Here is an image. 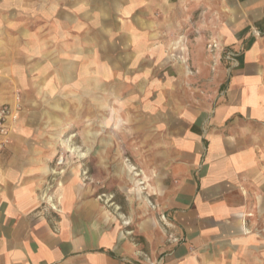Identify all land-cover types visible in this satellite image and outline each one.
Masks as SVG:
<instances>
[{
  "label": "crops",
  "instance_id": "1",
  "mask_svg": "<svg viewBox=\"0 0 264 264\" xmlns=\"http://www.w3.org/2000/svg\"><path fill=\"white\" fill-rule=\"evenodd\" d=\"M191 10L194 77L164 67ZM107 91L161 203L130 197V227L55 162L75 93L104 109ZM3 104L19 110L0 133V264H264V0H0Z\"/></svg>",
  "mask_w": 264,
  "mask_h": 264
},
{
  "label": "rangeland",
  "instance_id": "2",
  "mask_svg": "<svg viewBox=\"0 0 264 264\" xmlns=\"http://www.w3.org/2000/svg\"><path fill=\"white\" fill-rule=\"evenodd\" d=\"M195 11H187L185 13V27L179 29L170 35V39L173 41L177 39L178 32H185L186 50L183 53L181 47L176 45H169L167 49V54L169 60L164 64V67L170 69H181L185 75L189 77H194L198 72L196 65L193 60L189 59L190 52L192 50L193 42L198 38L199 31L194 27ZM176 44V43H175ZM207 52H210L214 47L211 46L209 38L206 37L203 43ZM157 77V76H154ZM149 82L153 80L149 77ZM186 87L193 90L199 85L198 79H191L190 82L185 83ZM80 99L75 97L73 101V106L70 109V114L68 116V125H62L59 127L58 131V154L55 162L59 166H64L71 168L72 166L78 167L79 177L84 183H87L92 194L101 199V201L114 213L121 214L125 217L122 219V223L130 227L129 216L131 210L137 209V205L141 203L140 200L131 208V203L129 202L130 197H136L140 194L141 199L147 203L150 210L154 212L158 211V207L161 205L156 198V194H153L155 189L152 188L155 184V173H151L148 179L144 181V175L141 173L137 176L134 172H140L134 166L129 164L145 163V157L135 154V150L138 147H144V140H135L136 135L130 134L129 123L124 124L119 129H114L112 118L122 117L127 119L129 108L120 107L121 102H117L114 98L112 92L106 93V108L98 109L94 106L93 99H96L97 93H90V105L82 107L81 104L87 105L85 102L86 96L81 92H76ZM138 94V93H135ZM135 94L132 93L134 96ZM140 94V93H139ZM191 94V96H193ZM144 97V93H141ZM118 96L122 100L127 99L129 96L128 91H122L118 93ZM82 99V100H81ZM107 118L109 123L104 126L99 122V118ZM85 128V133H89V138L84 137L83 130ZM67 148H73L74 151L70 152ZM88 148L90 149L89 152ZM105 149L106 154L104 157L98 156L97 150ZM120 164L124 166L127 164V172L131 173L129 180L128 176L122 175L116 171V166ZM137 165V166H138ZM136 166V167H137ZM143 178V179H142ZM143 183L139 184L138 181ZM148 184V185H147ZM161 217V216H160ZM131 223V222H130ZM132 236L134 241L140 243L143 242V237L136 234L134 228L135 224H132ZM152 264H159L157 262H152Z\"/></svg>",
  "mask_w": 264,
  "mask_h": 264
},
{
  "label": "built area",
  "instance_id": "3",
  "mask_svg": "<svg viewBox=\"0 0 264 264\" xmlns=\"http://www.w3.org/2000/svg\"><path fill=\"white\" fill-rule=\"evenodd\" d=\"M211 46L216 47V44L212 43ZM231 54L228 53L227 57L231 58ZM19 110V105L16 104L13 108L8 104H3L0 106V133H4L7 130L8 123L10 121H15L17 119V111ZM165 214L161 215V219L165 220Z\"/></svg>",
  "mask_w": 264,
  "mask_h": 264
},
{
  "label": "bare ground",
  "instance_id": "4",
  "mask_svg": "<svg viewBox=\"0 0 264 264\" xmlns=\"http://www.w3.org/2000/svg\"><path fill=\"white\" fill-rule=\"evenodd\" d=\"M112 120H113V118H112ZM67 149H68V151H70V152H73V151H74L73 148H67ZM131 169H134V167L131 166ZM140 173H141L142 175H144L143 172H142V170H141V172H137V171H135V172H134V175L137 176V175H139ZM142 179H143V178H142ZM145 180H146V177H144V181H145ZM138 183L141 184V183H143V182L140 180V181H138ZM47 199H48V198H47ZM50 199H52V198H50ZM49 204H50V203H49ZM53 206H55V205H53ZM55 207H56V206H55ZM52 208H53V207H52Z\"/></svg>",
  "mask_w": 264,
  "mask_h": 264
}]
</instances>
